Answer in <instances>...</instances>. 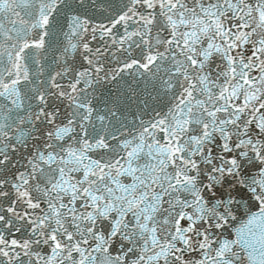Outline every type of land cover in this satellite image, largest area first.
Returning <instances> with one entry per match:
<instances>
[{
  "label": "snow or ice",
  "instance_id": "6c2138e0",
  "mask_svg": "<svg viewBox=\"0 0 264 264\" xmlns=\"http://www.w3.org/2000/svg\"><path fill=\"white\" fill-rule=\"evenodd\" d=\"M0 264H264V0H0Z\"/></svg>",
  "mask_w": 264,
  "mask_h": 264
}]
</instances>
